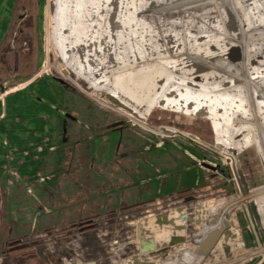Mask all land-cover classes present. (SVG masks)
Returning <instances> with one entry per match:
<instances>
[{
  "label": "rangeland",
  "instance_id": "374dc122",
  "mask_svg": "<svg viewBox=\"0 0 264 264\" xmlns=\"http://www.w3.org/2000/svg\"><path fill=\"white\" fill-rule=\"evenodd\" d=\"M47 8L48 0H7L0 16V122L6 116V100L29 89L34 90L35 99L46 91H58V112L63 116L35 112L47 121L43 132L29 140L22 158L18 159L15 147L9 149L8 166L0 174V264H20L19 260L26 264L80 263L86 251L80 245L81 231L93 235L104 247L108 261L99 258L96 264H151L143 257L146 255L160 264H175L178 253L171 252L172 247L154 245L151 233L159 228L153 214L174 215L183 209L188 219L186 234H199L193 221L198 206L208 200L215 204L230 196L235 199L236 185L224 153L235 158L249 193L264 188L260 149L255 143L236 154L225 150L205 116L154 107L140 119L129 104L106 93L100 95L106 105L98 103L87 85L77 82L76 86L73 77L57 71L54 54H46ZM129 117L139 122L135 124ZM229 133L237 134L233 128ZM254 133L258 142L259 133ZM24 167L27 171L34 167L35 176L22 173ZM169 183L172 192L162 194ZM250 212L251 226L241 208L234 216L245 250L258 251L264 248V228L259 214ZM150 218L154 229H148L150 242L143 248L144 255L143 249H137L141 239L134 235L133 223ZM15 244L25 248L19 252ZM76 247L78 253L70 260L62 257L58 262L55 258L59 252L71 255ZM174 253L176 256H170ZM218 261L209 257L200 263ZM262 261L264 257L258 253L243 264Z\"/></svg>",
  "mask_w": 264,
  "mask_h": 264
},
{
  "label": "bare ground",
  "instance_id": "6f19581e",
  "mask_svg": "<svg viewBox=\"0 0 264 264\" xmlns=\"http://www.w3.org/2000/svg\"><path fill=\"white\" fill-rule=\"evenodd\" d=\"M46 32V54H54L57 71L76 86L87 85L98 103L106 105L100 96L106 93L129 104L140 119L154 107L191 116L202 111L225 150L236 154L257 143L264 168V0H48ZM232 128L238 135L230 136ZM223 159L235 199L198 206L193 221L199 234H186L183 209L167 217L173 226L151 233L154 245L178 253L176 263L170 259L175 264H202L209 257L219 258L217 264H243L258 253L264 257L263 247L245 250L234 216L241 208L251 226V209L264 228V188L247 193L235 158L224 153ZM152 223H133L141 239L137 249L150 242ZM89 262L96 263H80Z\"/></svg>",
  "mask_w": 264,
  "mask_h": 264
},
{
  "label": "trees",
  "instance_id": "16d2710c",
  "mask_svg": "<svg viewBox=\"0 0 264 264\" xmlns=\"http://www.w3.org/2000/svg\"><path fill=\"white\" fill-rule=\"evenodd\" d=\"M7 0H0V16L4 15L3 13L5 10L3 9L4 3ZM4 30V27H3ZM50 87L54 86L52 84H48ZM47 86V85H46ZM31 88V87H30ZM47 89V88H46ZM22 91L18 92L6 100L5 107H6V116L3 121L0 122V174L4 171V167L8 166V157L11 154L10 148L16 149V154H18V159L22 158L23 155L28 151V142L29 140H34L35 133H42L43 132V124H46L43 118L38 117L36 113H43L48 115L49 117L58 116L63 117L58 112V91H46L44 95H41V98L35 99L32 96V89L31 92ZM42 100V101H41ZM1 112V106H0ZM33 124V126H31ZM37 125V126H36ZM28 133V136H23L22 134ZM32 134V135H30ZM22 136V137H21ZM37 140H40L37 138ZM6 141V144H4ZM37 144H39L37 142ZM47 149H45L46 152ZM27 154V153H26ZM30 159V156L27 157V160ZM21 172L27 174L29 176H35V169L34 167L31 171H27L21 169ZM1 180V176H0ZM191 183V181H189ZM156 185V184H155ZM172 184L169 183L168 187L162 189V194H169ZM174 187V185H173ZM157 188L154 189V191Z\"/></svg>",
  "mask_w": 264,
  "mask_h": 264
},
{
  "label": "flooded vegetation",
  "instance_id": "af4514ba",
  "mask_svg": "<svg viewBox=\"0 0 264 264\" xmlns=\"http://www.w3.org/2000/svg\"><path fill=\"white\" fill-rule=\"evenodd\" d=\"M59 82V81H58ZM84 232L85 231H81V238L80 239H82V240H80L81 241V243H80V245H81V247L82 248H86V251L85 252H83V254L85 255V256H83V260L81 261V262H83V263H85V262H87L88 260H93V261H95V262H97V260L99 259V258H102L103 259V262L105 261H108V259H106V255H105V252H104V247H103V245L100 243V241L98 240V241H96V240H94V236L93 235H91V234H88V235H84ZM14 246H17V248H19V249H17L19 252H21V250H23L24 248H21L20 247V245L18 244H15ZM13 246V247H14ZM12 246H11V248H13ZM16 248V247H15ZM77 247H76V249H71V255H67V254H63V253H61V252H59V253H56V254H54L55 255V258H57L58 259V262L60 261H63V258H65V260H67V259H69L70 260V256H71V258L72 257H75L76 256V254L78 253L77 251ZM53 254V253H52ZM87 254V255H86ZM90 254V255H89ZM63 257V258H62ZM48 259V258H47ZM20 261V264H26V262H23V261H21V260H19ZM62 264V263H61ZM96 264V263H95Z\"/></svg>",
  "mask_w": 264,
  "mask_h": 264
},
{
  "label": "water",
  "instance_id": "95a60500",
  "mask_svg": "<svg viewBox=\"0 0 264 264\" xmlns=\"http://www.w3.org/2000/svg\"><path fill=\"white\" fill-rule=\"evenodd\" d=\"M205 113L204 112H202V111H200L196 116L197 117H202V116H205L204 115ZM204 167H207V168H209V169H211V170H214V171H216L218 168H213V167H210V166H208V165H203ZM180 210H178V212H179ZM170 215V212H164L163 214L161 213V214H157V216H156V218H155V225H157V227L160 229L162 226H173V221H169V220H167V217ZM212 235V236H211ZM214 236H216V238L218 237V235H216V234H210V236H209V238L210 237H214ZM208 238V239H209ZM213 244L211 243V242H209V245L208 246H212ZM213 247V246H212ZM211 247V248H212ZM77 264H81V263H77ZM86 264H95L94 262H89V263H86ZM147 264V263H146Z\"/></svg>",
  "mask_w": 264,
  "mask_h": 264
}]
</instances>
